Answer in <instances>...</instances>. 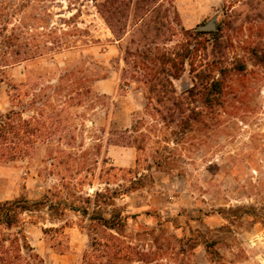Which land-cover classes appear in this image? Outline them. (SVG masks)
Instances as JSON below:
<instances>
[{
  "label": "rangeland",
  "instance_id": "1",
  "mask_svg": "<svg viewBox=\"0 0 264 264\" xmlns=\"http://www.w3.org/2000/svg\"><path fill=\"white\" fill-rule=\"evenodd\" d=\"M173 1L178 30L200 31L215 19L222 37L188 38L199 51L174 85L177 97L188 100L191 118L168 126L149 118L151 134L142 128L146 142L137 143L146 146L141 152L107 145L111 130L130 128L135 115L146 111L147 93L121 92L119 44L93 2L47 1V24L34 21L43 17L42 10H28L26 29L20 28V15L11 19L8 34L28 40L44 38L73 16L72 24L89 32L80 37V49L0 70L1 114L16 110L28 119L61 111L66 120L51 141L28 148L29 156L0 161V202L45 196L55 205L63 202L56 210L40 207L22 216L26 238L45 264H83L93 238L104 234L64 203L86 208L92 217L121 212L128 221L120 233L155 251L162 264H264V63L258 62L264 56V0ZM22 2L14 1L18 8ZM182 39L179 35L171 46ZM82 65L87 85L101 100L94 104L90 96L65 109L60 99L69 89L56 94L54 87ZM218 78L226 82L224 94L206 101ZM13 87L21 102L13 100ZM39 95L50 96V104L29 106ZM192 109L203 112L199 121ZM83 153L87 164L80 166ZM137 179L144 184L135 189ZM96 193L103 196L97 199ZM51 228L61 231L46 230Z\"/></svg>",
  "mask_w": 264,
  "mask_h": 264
},
{
  "label": "trees",
  "instance_id": "2",
  "mask_svg": "<svg viewBox=\"0 0 264 264\" xmlns=\"http://www.w3.org/2000/svg\"><path fill=\"white\" fill-rule=\"evenodd\" d=\"M14 1L16 0H0V70L54 53L80 49V43H84V39L80 37L84 33L89 34L80 29L79 24H72L76 16L61 20V27L50 29L41 39L28 40L16 34H8V26L16 15H20V28H27L30 18L25 12L28 10L33 12L42 10L43 17L34 18V21L47 24V19L51 15L47 11L46 3L55 0H23L19 8L15 6ZM91 2L110 29L113 41L119 44L121 56L119 61L124 63L120 72L121 92L145 89L147 93L146 111L141 116L135 115L130 128L111 130L107 145L135 146L141 152L146 146L137 143L140 140L146 142L147 134L142 128H146L151 134L152 126L147 124L149 118L167 126L175 124L179 118L181 122L191 118L188 116L190 110L188 100L177 97L174 85V81L180 79L186 71L188 61L195 58L199 51L198 46L192 44L188 38L209 33L218 41L222 37L223 29L218 26L217 30L212 32L186 31L183 27L178 30L176 18L179 15L173 0H91ZM179 35L183 36V39L178 40L176 46H171ZM91 42L97 41L92 39ZM258 62L264 63V56L259 57ZM85 71L87 69L84 65L78 66L77 69L66 73L59 80V85L54 87L56 94L66 88L69 89L68 96L60 99L63 107L84 104L90 96L93 97L92 103L100 102V97L93 95L92 89L87 85V79L83 76ZM33 84L35 87L38 82ZM12 89L13 100L21 102L22 97L16 93L17 88ZM225 89L226 82L218 78L212 82L206 96L208 98L221 96ZM206 101H210V98ZM47 102L50 104V96L42 100L39 95L32 99L29 106L37 107L39 103L46 106ZM190 112H193L196 121L203 115L199 109L198 111L192 109ZM22 113L16 110H10L7 114L0 113V161H15L29 156L31 147H35L38 141H51L55 129L66 121L61 111H54L53 115L42 112L38 113L37 117L28 119H24ZM81 155L84 156L79 157V165L85 166L87 163L84 159L87 153ZM163 162L158 161L159 166ZM143 184L144 179H137L133 181V188H140ZM54 196L56 195H52ZM102 196L101 193L95 194L97 199ZM50 199H52L50 196H45L37 201L17 199L0 202V264H45L26 238L22 216L40 207H48L53 211L63 204L60 202L55 205ZM87 201L90 203L91 199L88 198ZM64 207L80 212L83 216L89 217L91 224H99L104 229L103 237L93 238L91 251L85 253L83 264H162L155 260V251L133 245L120 233L128 221V217L121 212L114 213L108 218L92 217L86 208L76 209L67 203H64ZM46 230L57 233L61 231L59 228Z\"/></svg>",
  "mask_w": 264,
  "mask_h": 264
},
{
  "label": "water",
  "instance_id": "3",
  "mask_svg": "<svg viewBox=\"0 0 264 264\" xmlns=\"http://www.w3.org/2000/svg\"><path fill=\"white\" fill-rule=\"evenodd\" d=\"M200 31H205V32H212L217 30V23L215 19H212L209 21L206 25H203L199 28Z\"/></svg>",
  "mask_w": 264,
  "mask_h": 264
}]
</instances>
